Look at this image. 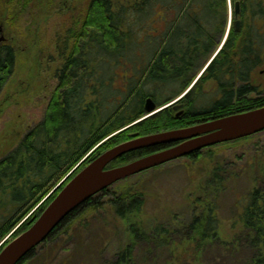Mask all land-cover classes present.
Segmentation results:
<instances>
[{"label":"trees","instance_id":"1","mask_svg":"<svg viewBox=\"0 0 264 264\" xmlns=\"http://www.w3.org/2000/svg\"><path fill=\"white\" fill-rule=\"evenodd\" d=\"M231 1V12L230 0L86 1L81 14L63 29L59 42L63 61L57 75L59 84L42 122L0 159V241L70 174L12 236L15 238L28 229L64 185L105 151L135 137L186 128L264 106V83L258 84L256 76L264 68V0H241L238 18V0ZM237 20L241 21L239 30L235 26ZM17 60L14 46L0 47V95L14 74ZM210 83L214 85L213 98L206 92ZM148 98L159 107L178 98L186 103V111L177 116L172 110H162L141 120ZM250 138L209 150L213 154L218 147L239 145ZM163 148L128 153L107 168ZM256 154L254 165H260ZM230 179L222 165L216 166L200 187L203 194L193 205L192 221L182 224L191 232L189 239L196 240L198 246L213 235L217 238L216 201L226 191ZM260 179L264 187V166L258 167L255 182ZM142 183L119 192L113 191L112 186L92 197L21 264L37 257L38 250L43 248L51 260L52 245L88 212H109L127 224L121 233L125 248L110 264H135L139 243L152 249L164 245L171 230L148 232L142 222L134 221L144 207ZM239 219L247 230L237 237L240 245L236 247L245 246L251 251V258L244 264H264V188L252 191L249 205Z\"/></svg>","mask_w":264,"mask_h":264},{"label":"rangeland","instance_id":"2","mask_svg":"<svg viewBox=\"0 0 264 264\" xmlns=\"http://www.w3.org/2000/svg\"><path fill=\"white\" fill-rule=\"evenodd\" d=\"M86 1L0 0V26L5 40L4 43L2 41V45L10 44L18 53L14 74L0 95V159L14 150L30 129L42 122L58 85L56 71L63 63L59 48L63 29L70 25L72 18H77L81 14ZM65 3L69 7H65ZM230 3L231 12L233 4L231 0ZM256 76L258 84L264 83V68L260 69ZM192 86L179 99L185 96ZM213 88L212 83L206 87L207 95L211 98L215 93ZM146 118L148 117L145 116L141 120ZM263 151L264 132L239 145H226L214 149L212 159L203 157V160L197 162H184L181 159L150 170L144 176L132 177L128 181L115 184L113 191L119 192L123 188L143 182L144 207L134 221L142 222V226L148 232L160 230L159 227L172 231L168 240H164L168 245L163 242L164 245L152 249L144 243L137 244L135 264L247 262L251 258L250 249L245 246L236 247L240 245L237 243V237L244 231V224L239 215L249 201L252 191L255 188H264L261 185L263 179L255 182L258 167L264 166ZM256 153L260 158V165H254L258 159ZM218 165H222L226 175L231 179L227 182L226 191L216 201L218 210L215 214L219 226L217 238L207 240L198 246L196 240L189 239L191 232L182 224L188 225L192 221L193 205H196L195 202L203 194L200 187L208 181ZM68 176L0 241V250L5 243L14 239L12 235ZM124 225L127 224L112 213L88 212L79 217L72 228L52 245L54 256L51 260L47 256V249L43 248L38 250L37 257L27 264L114 263L126 245L121 236Z\"/></svg>","mask_w":264,"mask_h":264},{"label":"water","instance_id":"3","mask_svg":"<svg viewBox=\"0 0 264 264\" xmlns=\"http://www.w3.org/2000/svg\"><path fill=\"white\" fill-rule=\"evenodd\" d=\"M240 14L241 0H238L235 4V16L238 18ZM235 26L239 30L241 21L237 20ZM2 35L3 29L0 26V42L4 40ZM226 38L227 35L218 52ZM218 52L207 61L197 80L210 66ZM163 109L164 107H159L152 98H148L145 104V116H153ZM262 132H264V106L186 128L135 137L105 151L64 185L28 229L0 250V264H21L71 213L107 188L207 148L252 137ZM160 146L164 148L130 163L107 168L112 162L128 153Z\"/></svg>","mask_w":264,"mask_h":264},{"label":"flooded vegetation","instance_id":"4","mask_svg":"<svg viewBox=\"0 0 264 264\" xmlns=\"http://www.w3.org/2000/svg\"><path fill=\"white\" fill-rule=\"evenodd\" d=\"M64 6H65V7H69V5L67 6V3H65ZM2 36H3V35H2ZM4 41H5V40H3V43H4ZM1 46H2V42H0V47H1ZM60 69H61V68H58V70L56 71V79H57V81H58V84H59V78H58L57 75H58V72H59ZM56 88H57V87H56ZM54 94H55V93H54ZM53 97H54V96H53ZM53 97H52L50 103L52 102ZM163 110H172V111L175 113V115H177V116H181V115L186 111V103L183 102L182 100H177V101H175V102H173V103H171V104L166 105V106L164 107ZM28 132H29V131H28ZM28 132L24 135L23 138H25V137L27 136ZM23 138H22V140H23ZM22 140H21V141H22ZM20 143H21V142H20ZM209 149H210V148H207V149H205V150H203V151H201V152H199V153H197V154H193L194 156L192 155V156H189V157L183 158L182 160H183L184 162H189V161H195V162H197V161H199L200 159L203 160V157L211 158V159H212V154L210 153V150H209ZM180 160H181V159H180ZM169 164H172V162H171V163H168V164H166V165H169ZM249 198H250V196H249ZM248 205H249V201H247V203H246L245 206L243 207L241 213H243L244 209L247 208ZM243 224H244V223H243ZM218 227H219V226H218ZM160 230H162V228H160ZM216 230H218V228H217ZM243 230H244V231L247 230V228H246L245 225H244V229H243ZM198 238H199V237H197V239H198ZM212 238H216V236L213 235L212 237L208 238V240H210V239H212Z\"/></svg>","mask_w":264,"mask_h":264}]
</instances>
